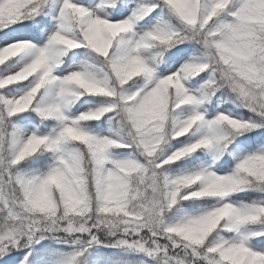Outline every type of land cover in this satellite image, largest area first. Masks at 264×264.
<instances>
[{
    "label": "snow or ice",
    "instance_id": "snow-or-ice-1",
    "mask_svg": "<svg viewBox=\"0 0 264 264\" xmlns=\"http://www.w3.org/2000/svg\"><path fill=\"white\" fill-rule=\"evenodd\" d=\"M0 264H264V0H0Z\"/></svg>",
    "mask_w": 264,
    "mask_h": 264
}]
</instances>
